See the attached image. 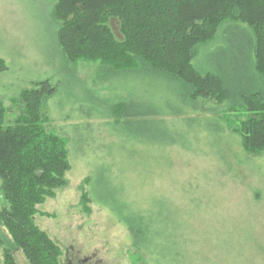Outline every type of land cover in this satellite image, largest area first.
Returning a JSON list of instances; mask_svg holds the SVG:
<instances>
[{"label":"rangeland","instance_id":"1","mask_svg":"<svg viewBox=\"0 0 264 264\" xmlns=\"http://www.w3.org/2000/svg\"><path fill=\"white\" fill-rule=\"evenodd\" d=\"M54 3L0 0V101L12 121L22 112L14 100L23 89L46 78L57 86L44 111L49 129L69 139L72 167L67 184L36 205L34 219L58 244L62 264H264V151L246 153L225 105L186 102L179 84L150 68L102 80L99 62L67 63L56 43ZM245 41L229 30L194 63L231 86L251 85ZM252 73L253 86L263 87ZM113 186L166 221L155 244L133 245L111 210L118 207ZM0 235L7 236L3 225ZM14 255L30 264L19 249Z\"/></svg>","mask_w":264,"mask_h":264},{"label":"trees","instance_id":"2","mask_svg":"<svg viewBox=\"0 0 264 264\" xmlns=\"http://www.w3.org/2000/svg\"><path fill=\"white\" fill-rule=\"evenodd\" d=\"M53 12L56 43L67 63L99 62L102 80L150 68L179 84L186 102L202 98L225 105L229 127L241 137L246 153L264 151V0H55ZM229 30L247 38L251 85L231 86L220 73L194 63L201 49ZM252 67L261 88L253 86L257 77ZM56 92L51 79L35 81L14 100L22 112L12 121L0 101V225L7 229V236L0 235L1 264H18L17 249L30 264H62L58 244L34 219L36 205L67 184L72 167L69 139L49 129L44 111ZM115 108L120 111L124 104ZM113 191L118 207L111 210L130 231L133 245L155 244L163 235L160 223L166 221L159 213L134 207L121 188L113 186ZM90 199L85 192L83 200Z\"/></svg>","mask_w":264,"mask_h":264},{"label":"flooded vegetation","instance_id":"3","mask_svg":"<svg viewBox=\"0 0 264 264\" xmlns=\"http://www.w3.org/2000/svg\"><path fill=\"white\" fill-rule=\"evenodd\" d=\"M86 261V260H85ZM72 263V262H71ZM73 264V263H72ZM78 264H86V263H83L82 261H80Z\"/></svg>","mask_w":264,"mask_h":264},{"label":"bare ground","instance_id":"4","mask_svg":"<svg viewBox=\"0 0 264 264\" xmlns=\"http://www.w3.org/2000/svg\"><path fill=\"white\" fill-rule=\"evenodd\" d=\"M53 14H54V12H53ZM100 84V83H99Z\"/></svg>","mask_w":264,"mask_h":264},{"label":"water","instance_id":"5","mask_svg":"<svg viewBox=\"0 0 264 264\" xmlns=\"http://www.w3.org/2000/svg\"><path fill=\"white\" fill-rule=\"evenodd\" d=\"M67 264H69V263H67Z\"/></svg>","mask_w":264,"mask_h":264}]
</instances>
